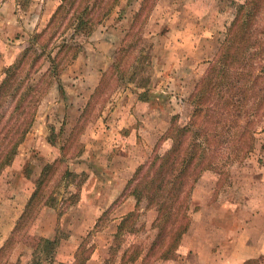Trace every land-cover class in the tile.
<instances>
[{
  "label": "rangeland",
  "instance_id": "374dc122",
  "mask_svg": "<svg viewBox=\"0 0 264 264\" xmlns=\"http://www.w3.org/2000/svg\"><path fill=\"white\" fill-rule=\"evenodd\" d=\"M203 2L119 0L90 36L77 39L81 50L64 63L59 81L44 82L33 123L0 173L12 182H0V264H134L133 251L140 252L135 264H228L233 251L259 245L263 252L242 264H264L261 108L253 147L200 174L188 196V229L166 258L159 254L168 236L156 241L152 224L156 210L143 203L136 210L128 186L140 164L170 147L164 136L172 119L190 120L195 84L221 53L244 0ZM58 3L0 0V82ZM254 119L241 112L238 122ZM55 165L56 176L65 167L76 173L77 187L65 188L67 179L54 186ZM38 187L42 203L17 226ZM51 191L54 206L43 203Z\"/></svg>",
  "mask_w": 264,
  "mask_h": 264
},
{
  "label": "trees",
  "instance_id": "16d2710c",
  "mask_svg": "<svg viewBox=\"0 0 264 264\" xmlns=\"http://www.w3.org/2000/svg\"><path fill=\"white\" fill-rule=\"evenodd\" d=\"M118 1L59 0L45 26L34 32L29 45L6 69L0 82V173L13 160L33 123L44 82L53 77L60 80L64 63L75 59L81 50L77 39L90 36ZM221 45V53L211 62L206 77L195 84L188 123L178 125L173 118L164 136L170 139V147L140 164L128 181L135 209L143 203V209L156 210L152 222L157 228L156 241L164 234L168 236L167 241H162L160 258L176 251L188 229V196L200 174L217 170L219 162L233 161L243 148L242 152L249 151L254 145L251 128L262 115L259 108L264 113V62L259 61L264 50V0L236 4ZM45 62L48 66L40 74ZM241 112L246 113L247 119L249 115L255 119L241 125ZM57 165L50 172V178H55L54 186L67 179L65 188L71 183L77 187L81 182L74 180L77 174L65 167L56 176ZM42 192L38 187L33 193L17 226L42 203L38 199ZM54 193L47 194L43 203L54 206ZM64 193L71 195L70 190ZM134 213L135 210L129 212L127 218ZM123 221L117 226L115 238L124 229ZM154 244L149 251L155 248ZM139 255L133 251L132 259L137 260Z\"/></svg>",
  "mask_w": 264,
  "mask_h": 264
},
{
  "label": "crops",
  "instance_id": "0c3cea01",
  "mask_svg": "<svg viewBox=\"0 0 264 264\" xmlns=\"http://www.w3.org/2000/svg\"><path fill=\"white\" fill-rule=\"evenodd\" d=\"M196 1H200V2H205L206 3V1H214V0H196ZM219 1H221V0H219ZM203 2V3H204ZM222 10V9H221ZM222 12V11H221ZM220 12V13H221ZM3 176V175H2ZM3 178V179H2ZM1 178V175H0V182L3 180L4 181V183L7 185H9V186H11L12 185V182L10 183H8V181H7V179H6V177H2ZM24 192L26 193V195H29L28 193L29 192H27V190H24ZM196 191L194 190L193 191V193H192V195H191V198L193 199V201L194 202H196L197 200H196ZM198 204V203H197ZM133 206H135V204L133 203ZM133 210V209H132ZM239 236H240V234H239ZM238 236V237H239ZM260 247V245L259 246H255L254 248H244L243 250H235V251H233L229 256L232 258V261H230L228 264H242L244 261L246 262L247 260H249V259H251V258H255V257H257L259 254H260V252H263V251H260L259 252V250H258V248ZM178 251H179V249H178ZM138 262V260H136V262L135 263H137ZM218 262H219V264H223L224 262L222 261V260H218ZM134 263V264H135Z\"/></svg>",
  "mask_w": 264,
  "mask_h": 264
}]
</instances>
